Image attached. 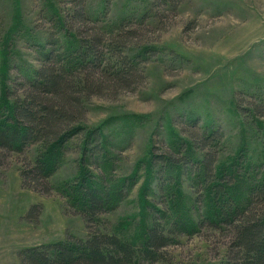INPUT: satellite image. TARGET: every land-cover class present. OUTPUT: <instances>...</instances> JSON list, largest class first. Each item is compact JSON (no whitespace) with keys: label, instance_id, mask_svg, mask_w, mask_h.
Returning <instances> with one entry per match:
<instances>
[{"label":"trees","instance_id":"trees-1","mask_svg":"<svg viewBox=\"0 0 264 264\" xmlns=\"http://www.w3.org/2000/svg\"><path fill=\"white\" fill-rule=\"evenodd\" d=\"M45 1H49L46 11L56 33L29 39L36 64L19 67L17 76L4 86L0 158L5 153L29 155L36 148L21 170L22 181L26 188L50 194L51 178L78 141L76 175L58 190L85 219L89 232L82 239L71 235L64 241L24 248L18 254L20 264L155 263L164 258V249L177 236H191L202 228L229 236L227 257L220 264H264V151L254 161L245 144L221 160L226 146L223 130L202 128L195 121L196 134L184 138L170 128L171 137L163 142L162 152L154 151L131 175L116 179L114 170L120 160L114 153L116 139L100 126L84 124L87 103L135 91L145 83L143 64L159 52L144 46L129 49L137 44L138 33L129 25L130 17L121 21L117 32H108L98 25L103 18L90 0H67L64 5L59 0L65 8L60 11L51 0ZM153 1L162 5L170 0ZM105 3L104 17L112 1ZM149 13L142 11L139 27L150 20ZM4 68L6 73V64ZM237 107L240 110L239 103ZM243 113L264 135V122L255 118H264L263 105L254 103ZM197 149L200 154L195 153ZM144 170L147 189L155 183V190L165 196L164 207L142 199L146 221L131 237L97 229L101 217L116 211L130 196L144 178L140 174ZM184 178L195 181L201 192L189 194L190 203L181 189ZM41 208L32 206L27 217L37 216Z\"/></svg>","mask_w":264,"mask_h":264},{"label":"rangeland","instance_id":"rangeland-1","mask_svg":"<svg viewBox=\"0 0 264 264\" xmlns=\"http://www.w3.org/2000/svg\"><path fill=\"white\" fill-rule=\"evenodd\" d=\"M61 1L64 5L67 0ZM105 1L90 0L103 18L98 23L102 29L117 32L121 21L130 17L129 25L138 33L137 44L129 49L144 46L159 52L143 64L145 83L135 91L87 103L84 124L100 126L116 139L114 153L120 159L114 170L116 179L131 175L154 151L162 152L163 142L171 137L170 128L184 138L196 134L195 121L202 128L223 130L226 146L221 160L246 144L249 156L257 161L264 151V135L243 110L254 103L264 107V0H170L162 5L153 0H111L104 17ZM46 2L0 0V97L19 67L36 64L29 39L56 33ZM51 2L59 11L64 8L59 0ZM144 9L150 12V20L139 27ZM78 144L51 178L54 189L50 194L26 188L22 181L21 170L36 148L29 155L5 153L0 158V264H20L18 254L24 248L64 241L71 235L87 237V222L58 190L76 175ZM140 174L145 176L130 196L116 211L103 215L97 229L131 237L146 221L142 199L164 207L165 196L155 190V183L147 189L145 170ZM182 185L186 203L193 198L189 194L201 193L189 178ZM36 204L42 205L41 211L27 217ZM175 239L159 262L140 260L137 264H220L230 243L227 234L210 228Z\"/></svg>","mask_w":264,"mask_h":264}]
</instances>
